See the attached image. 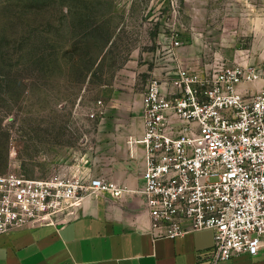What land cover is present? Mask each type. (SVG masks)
<instances>
[{
  "label": "rangeland",
  "instance_id": "obj_1",
  "mask_svg": "<svg viewBox=\"0 0 264 264\" xmlns=\"http://www.w3.org/2000/svg\"><path fill=\"white\" fill-rule=\"evenodd\" d=\"M39 1L0 0V173L114 182L103 136L124 111L117 96L136 102L127 91L136 71L142 101L145 74L131 61L163 57L175 39L204 44L209 74L220 64L255 69L244 85L264 93V0H42L43 16Z\"/></svg>",
  "mask_w": 264,
  "mask_h": 264
},
{
  "label": "built area",
  "instance_id": "obj_2",
  "mask_svg": "<svg viewBox=\"0 0 264 264\" xmlns=\"http://www.w3.org/2000/svg\"><path fill=\"white\" fill-rule=\"evenodd\" d=\"M175 77L173 92L155 79L147 84L143 135L128 141L144 147L137 193L151 230L157 237H178L211 229L210 264L256 256L264 247V93L247 96L238 87L258 73L220 64L203 77L177 62ZM82 190L112 197L132 192L109 181L87 187L67 178L0 173V235L71 216Z\"/></svg>",
  "mask_w": 264,
  "mask_h": 264
},
{
  "label": "crops",
  "instance_id": "obj_3",
  "mask_svg": "<svg viewBox=\"0 0 264 264\" xmlns=\"http://www.w3.org/2000/svg\"><path fill=\"white\" fill-rule=\"evenodd\" d=\"M203 45L196 38L178 46L169 41L162 47L163 57L139 53L131 63L133 68L140 65L145 74L144 90L150 79H155L163 90L173 92L170 81L177 62L209 75L213 66L209 64L211 56L200 53ZM138 72H133L127 88L128 93L138 92L136 102L117 96L121 99L115 105L124 111L108 120L110 132L103 136L113 151L114 182L132 192H124L120 197L86 193L74 213L54 225L15 229L0 235V264H210L214 244L211 229L188 231L178 237H157L137 193L142 187L144 147L140 143L130 145L128 141L139 140L144 130L141 91L136 86ZM238 88L244 95L254 94L250 85ZM216 264H264V247L256 256L240 254Z\"/></svg>",
  "mask_w": 264,
  "mask_h": 264
},
{
  "label": "trees",
  "instance_id": "obj_4",
  "mask_svg": "<svg viewBox=\"0 0 264 264\" xmlns=\"http://www.w3.org/2000/svg\"><path fill=\"white\" fill-rule=\"evenodd\" d=\"M39 2H42V3H40L39 5H37L36 11H38V13L40 14V16H43V12H44V10H45V8L47 7L48 4H44L42 0H40ZM112 44H113L112 36L111 37L110 36L107 37L106 40H105V53L109 51V49L111 48ZM101 55H99V61L97 63V66L101 62V59H102L101 58Z\"/></svg>",
  "mask_w": 264,
  "mask_h": 264
}]
</instances>
